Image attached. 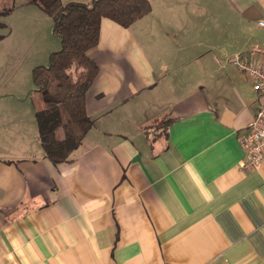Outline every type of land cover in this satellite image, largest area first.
<instances>
[{"label": "crops", "instance_id": "obj_1", "mask_svg": "<svg viewBox=\"0 0 264 264\" xmlns=\"http://www.w3.org/2000/svg\"><path fill=\"white\" fill-rule=\"evenodd\" d=\"M148 1L101 18L93 125L55 164L34 108L2 98L10 43L52 19L0 0V264H264V162L243 171L238 143L262 97L231 60L264 69V0Z\"/></svg>", "mask_w": 264, "mask_h": 264}, {"label": "trees", "instance_id": "obj_2", "mask_svg": "<svg viewBox=\"0 0 264 264\" xmlns=\"http://www.w3.org/2000/svg\"><path fill=\"white\" fill-rule=\"evenodd\" d=\"M53 23L60 48L48 64L32 70L33 99L40 145L53 163L68 159L93 125L87 110V94L99 72L89 50L98 44L100 21L105 17L127 27L151 10L148 0H27Z\"/></svg>", "mask_w": 264, "mask_h": 264}, {"label": "rangeland", "instance_id": "obj_3", "mask_svg": "<svg viewBox=\"0 0 264 264\" xmlns=\"http://www.w3.org/2000/svg\"><path fill=\"white\" fill-rule=\"evenodd\" d=\"M52 30L53 25H51L50 33L42 32L38 43H10L14 47V52H23V54L26 52V55L25 57L23 55L22 63L15 62L7 65L10 76L6 81L10 87L8 90L6 87L4 91L9 92V95L2 98H5L7 103H12L19 111L22 108L31 110L33 107L32 102L36 97L35 86L32 81L33 68L47 65L50 53L60 48V39L53 34Z\"/></svg>", "mask_w": 264, "mask_h": 264}, {"label": "built area", "instance_id": "obj_4", "mask_svg": "<svg viewBox=\"0 0 264 264\" xmlns=\"http://www.w3.org/2000/svg\"><path fill=\"white\" fill-rule=\"evenodd\" d=\"M231 60L248 75L253 90L262 97L245 131L238 136V143L244 152L240 167L243 171H250L264 162V69L255 62L241 59L239 55L233 56Z\"/></svg>", "mask_w": 264, "mask_h": 264}]
</instances>
